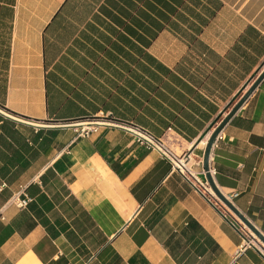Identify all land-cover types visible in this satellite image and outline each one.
<instances>
[{"label":"crops","instance_id":"obj_1","mask_svg":"<svg viewBox=\"0 0 264 264\" xmlns=\"http://www.w3.org/2000/svg\"><path fill=\"white\" fill-rule=\"evenodd\" d=\"M263 67L264 0H0V264H264L259 239L236 250L230 209L120 124L209 186L206 139ZM98 116L114 122L87 136L63 123ZM207 164L264 235V75Z\"/></svg>","mask_w":264,"mask_h":264},{"label":"built area","instance_id":"obj_2","mask_svg":"<svg viewBox=\"0 0 264 264\" xmlns=\"http://www.w3.org/2000/svg\"><path fill=\"white\" fill-rule=\"evenodd\" d=\"M0 114L2 115H11L10 112L5 110L3 106L0 104ZM114 122L108 116H98L92 118H83L81 120L72 121V122H63V123H73L74 126H78L76 128V134L87 136L89 132L94 128L95 125L111 123ZM122 127L128 130L133 136L134 139L140 143H143L147 147L155 148L158 152L165 157L173 170L177 171L180 175L186 178L192 186L198 190L200 193L204 194L205 198L212 204L215 205L213 199H216L220 204H223L219 198L215 195L210 186L206 184V182H202L198 180L193 172L190 169L188 163V154L184 151H175L171 147H169L161 136L154 135L147 128L135 124L131 121H123L120 122ZM219 136V131L216 132L214 138ZM210 169V168H209ZM11 201L14 202L17 206H23L26 204L27 197L26 196H14L11 198ZM224 205V204H223ZM241 224L240 229L242 230V242L238 245L237 251L244 247L245 244H253V238L258 240V238L248 229V227L239 220ZM245 229V231H244ZM248 234L250 236H248Z\"/></svg>","mask_w":264,"mask_h":264},{"label":"water","instance_id":"obj_3","mask_svg":"<svg viewBox=\"0 0 264 264\" xmlns=\"http://www.w3.org/2000/svg\"><path fill=\"white\" fill-rule=\"evenodd\" d=\"M264 75V67L258 72V74L253 78V80L248 84V86L245 88V90L238 96V98L235 100V102L230 106V108L226 111V113L220 118V120L217 122V124L213 127L211 132L209 133L203 153H202V168L205 172V176L207 179V182L215 195L219 198V200L228 208L230 209L236 216L239 218L240 221H242L250 231L264 244V235L241 213L239 212L233 204L227 199V197L215 186L213 180L210 177L209 174V168L207 164V158H208V152L210 145L214 139V135L217 131H219L222 124L225 122V120L229 117L231 113L234 112V110L237 108V106L241 103V101L246 97V95L251 91V89L256 85L258 80Z\"/></svg>","mask_w":264,"mask_h":264},{"label":"rangeland","instance_id":"obj_4","mask_svg":"<svg viewBox=\"0 0 264 264\" xmlns=\"http://www.w3.org/2000/svg\"><path fill=\"white\" fill-rule=\"evenodd\" d=\"M262 244V243H261ZM264 246V244H262Z\"/></svg>","mask_w":264,"mask_h":264}]
</instances>
